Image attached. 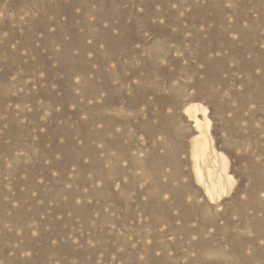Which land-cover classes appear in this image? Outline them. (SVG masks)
I'll use <instances>...</instances> for the list:
<instances>
[{
  "label": "rangeland",
  "instance_id": "obj_1",
  "mask_svg": "<svg viewBox=\"0 0 264 264\" xmlns=\"http://www.w3.org/2000/svg\"><path fill=\"white\" fill-rule=\"evenodd\" d=\"M0 264H264V0H0Z\"/></svg>",
  "mask_w": 264,
  "mask_h": 264
},
{
  "label": "bare ground",
  "instance_id": "obj_2",
  "mask_svg": "<svg viewBox=\"0 0 264 264\" xmlns=\"http://www.w3.org/2000/svg\"><path fill=\"white\" fill-rule=\"evenodd\" d=\"M206 86L198 84L197 91L203 93ZM206 109L200 105L186 108L184 116L192 123L197 136L191 143L192 169L196 184L209 200H217L233 184L232 175L228 174V160L214 146L209 133V121ZM197 115L202 116L200 120ZM231 190V189H230ZM226 196V195H225Z\"/></svg>",
  "mask_w": 264,
  "mask_h": 264
}]
</instances>
